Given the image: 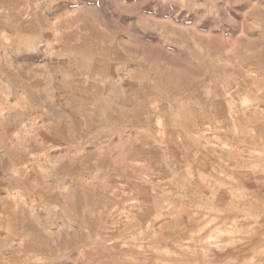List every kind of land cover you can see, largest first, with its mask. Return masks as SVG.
<instances>
[{
	"label": "rangeland",
	"instance_id": "rangeland-1",
	"mask_svg": "<svg viewBox=\"0 0 264 264\" xmlns=\"http://www.w3.org/2000/svg\"><path fill=\"white\" fill-rule=\"evenodd\" d=\"M261 153L264 0H0V264H264Z\"/></svg>",
	"mask_w": 264,
	"mask_h": 264
},
{
	"label": "bare ground",
	"instance_id": "bare-ground-1",
	"mask_svg": "<svg viewBox=\"0 0 264 264\" xmlns=\"http://www.w3.org/2000/svg\"><path fill=\"white\" fill-rule=\"evenodd\" d=\"M224 82V81H223ZM227 82V81H226ZM216 90V89H215ZM216 96V95H215ZM223 98V97H222ZM227 100V99H226ZM247 100V99H246ZM227 101H229V100H227ZM226 102V101H225ZM230 102V101H229ZM248 102V101H247ZM226 104H227V102H226ZM229 104H231V103H229ZM247 104V103H246ZM251 104V103H250ZM229 106V105H228ZM231 107V106H230ZM229 107V108H230ZM229 108H227V109H229ZM232 108V107H231ZM263 109V108H262ZM230 111V110H229ZM235 112V111H234ZM233 113V112H232ZM232 115V114H231ZM235 116V115H234ZM217 118V117H216ZM215 121V120H214ZM168 126V125H167ZM207 127V126H206ZM160 129V128H159ZM196 142H198V141H196ZM193 143V142H192ZM204 143H206V142H204ZM243 143V142H242ZM195 145V144H194ZM235 145V144H234ZM198 146V145H197ZM200 146V145H199ZM262 146V145H261ZM198 149V148H197ZM199 150V149H198ZM221 150V149H220ZM256 151V150H255ZM258 151V150H257ZM256 151V152H257ZM243 152V151H242ZM260 152H262V151H260ZM230 153V152H229ZM252 154V153H251ZM256 154V153H255ZM254 154V155H255ZM258 154V153H257ZM261 154H264V153H261ZM253 155V157H256V156H254ZM259 155V154H258ZM234 156V155H233ZM232 157V156H231ZM249 155H248V160H249ZM253 157H251V158H253ZM260 156H258V158H259ZM235 158V157H234ZM234 158H233V160H234ZM241 158V157H240ZM218 159V158H217ZM237 159V158H236ZM260 161V160H259ZM229 162H231V160H229ZM242 162V161H241ZM244 163V162H243ZM234 164H235V162H234ZM242 164V163H241ZM244 165V164H243ZM227 166V165H226ZM235 168V167H234ZM208 173V172H207ZM227 179H228V181H229V178H228V176L226 177ZM233 180V179H232ZM232 180H231V182H232ZM245 181V180H244ZM233 183V182H232ZM198 184V183H197ZM236 184V183H235ZM239 195V194H238ZM242 196V195H241ZM244 196V195H243ZM240 197V196H239ZM234 199V198H233ZM245 199V198H244ZM212 200V199H211ZM223 201V200H222ZM224 201H226V200H224ZM229 207V206H228ZM234 209V208H233ZM139 210V209H138ZM218 240V239H217ZM221 240V239H220ZM221 245V244H220ZM228 246V245H227ZM218 249V248H217ZM201 250V249H200ZM215 252V251H214ZM211 255V254H210ZM213 257V256H212ZM26 258V257H25ZM214 261V260H213ZM208 263H209V261H208ZM213 264V263H212Z\"/></svg>",
	"mask_w": 264,
	"mask_h": 264
}]
</instances>
